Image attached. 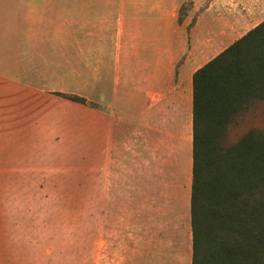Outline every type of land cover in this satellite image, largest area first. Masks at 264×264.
I'll list each match as a JSON object with an SVG mask.
<instances>
[{
    "label": "rangeland",
    "instance_id": "rangeland-1",
    "mask_svg": "<svg viewBox=\"0 0 264 264\" xmlns=\"http://www.w3.org/2000/svg\"><path fill=\"white\" fill-rule=\"evenodd\" d=\"M11 1L32 21L21 28L35 35L47 95L21 104L0 134V264H191L190 78L264 13L191 0ZM147 78L162 105L142 101ZM249 116L244 129H264V105Z\"/></svg>",
    "mask_w": 264,
    "mask_h": 264
},
{
    "label": "trees",
    "instance_id": "trees-1",
    "mask_svg": "<svg viewBox=\"0 0 264 264\" xmlns=\"http://www.w3.org/2000/svg\"><path fill=\"white\" fill-rule=\"evenodd\" d=\"M192 83L191 264H264V129H244L264 105V21Z\"/></svg>",
    "mask_w": 264,
    "mask_h": 264
},
{
    "label": "crops",
    "instance_id": "crops-1",
    "mask_svg": "<svg viewBox=\"0 0 264 264\" xmlns=\"http://www.w3.org/2000/svg\"><path fill=\"white\" fill-rule=\"evenodd\" d=\"M191 1L194 2V6L201 8L234 7L239 9H255L256 16L264 13V0ZM22 20L24 23L28 22L32 24L29 17L21 19L20 16L15 15L14 1L0 0V134L5 132V128L8 130L13 128L14 130L15 121L21 120V104L29 103L31 99H35L38 96L47 95L46 90L41 88V80L35 77L37 55L30 48L32 46V49H34L36 39L32 38L33 43L31 45L32 33L29 30L28 32L22 31ZM263 21L264 17L256 26ZM33 36L35 37V35ZM124 52L125 54H132V50L129 47ZM193 74L188 88V96L191 98V114L193 112ZM153 80L150 81L147 78L146 85L143 83L146 90L142 91V101L148 105L156 100L157 105H162V101L166 95L163 93L164 90L161 91L159 85H156L155 82L151 85L149 84ZM169 97L171 98L172 96ZM180 98L181 92H178L171 100L180 103L182 101ZM163 122L164 125L168 124L164 121V117Z\"/></svg>",
    "mask_w": 264,
    "mask_h": 264
}]
</instances>
